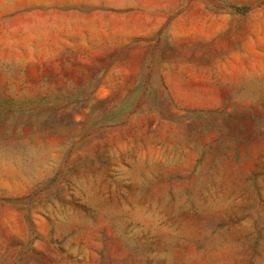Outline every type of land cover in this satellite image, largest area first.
I'll return each instance as SVG.
<instances>
[{
    "label": "rangeland",
    "instance_id": "374dc122",
    "mask_svg": "<svg viewBox=\"0 0 264 264\" xmlns=\"http://www.w3.org/2000/svg\"><path fill=\"white\" fill-rule=\"evenodd\" d=\"M0 264H264V0H0Z\"/></svg>",
    "mask_w": 264,
    "mask_h": 264
}]
</instances>
